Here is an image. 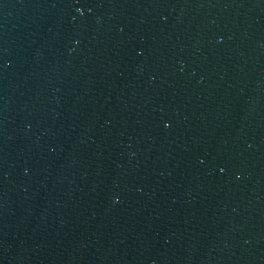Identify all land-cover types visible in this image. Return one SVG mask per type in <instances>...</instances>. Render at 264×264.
I'll return each instance as SVG.
<instances>
[{
	"label": "water",
	"instance_id": "95a60500",
	"mask_svg": "<svg viewBox=\"0 0 264 264\" xmlns=\"http://www.w3.org/2000/svg\"><path fill=\"white\" fill-rule=\"evenodd\" d=\"M0 264H264V0H0Z\"/></svg>",
	"mask_w": 264,
	"mask_h": 264
}]
</instances>
